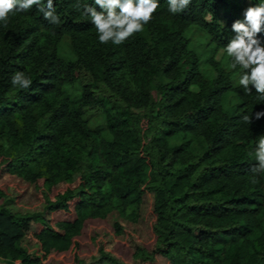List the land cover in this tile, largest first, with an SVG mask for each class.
Listing matches in <instances>:
<instances>
[{
  "label": "trees",
  "instance_id": "1",
  "mask_svg": "<svg viewBox=\"0 0 264 264\" xmlns=\"http://www.w3.org/2000/svg\"><path fill=\"white\" fill-rule=\"evenodd\" d=\"M80 3L102 11L95 0ZM75 4L54 0L58 24L36 6L10 12L7 26L0 21V137L25 143L0 145V174L31 184L43 178L35 211L13 208L0 183V257L10 264H153L158 257L264 264V176L251 182L264 117L242 119L264 110V100L234 84L230 72L239 78V68L214 59L212 75L197 62L185 75L177 71L187 31L196 26L225 48L232 24L243 20L242 1L191 0L172 14L158 0L143 31L120 45L101 44ZM18 71L31 79L28 89L13 86ZM229 145L233 153L222 154ZM74 171L75 184L52 196L51 181ZM145 196L150 218L140 232ZM113 209L117 216L106 221Z\"/></svg>",
  "mask_w": 264,
  "mask_h": 264
},
{
  "label": "clouds",
  "instance_id": "2",
  "mask_svg": "<svg viewBox=\"0 0 264 264\" xmlns=\"http://www.w3.org/2000/svg\"><path fill=\"white\" fill-rule=\"evenodd\" d=\"M168 11L172 14L183 12L191 4V0H167ZM102 11L96 7L81 4L76 0L75 7L81 15L90 18L95 26L101 44L111 41L120 45L134 33L142 32L153 13L158 9V0H95ZM36 6L44 14V18L52 24L59 23L55 13L54 0H0V21L7 26L10 12H27ZM234 36L224 48L231 58L230 68L240 69L239 85L246 94H251L253 88L258 99L264 100V41L260 33L264 31V0L255 6L244 10L243 20L237 19L231 26ZM13 86L28 89L32 81L23 72L12 76ZM264 117V110L257 111L251 116L242 117L245 123H252L253 118ZM256 165L252 168L255 174L251 182L258 183V177L264 176V136L258 140L255 149Z\"/></svg>",
  "mask_w": 264,
  "mask_h": 264
},
{
  "label": "rangeland",
  "instance_id": "3",
  "mask_svg": "<svg viewBox=\"0 0 264 264\" xmlns=\"http://www.w3.org/2000/svg\"><path fill=\"white\" fill-rule=\"evenodd\" d=\"M242 5L244 9L240 12V16L243 19L244 10L246 7H248L251 4L257 5L259 4V0H241ZM205 18L207 20H211V15L209 13H205ZM218 21L219 23H224V18L222 17V7L218 8ZM187 43L184 46L182 53L179 57L177 71L181 75H185L187 71L191 68L192 62H197L198 67L201 71V73L205 75H212L213 70L212 67L214 65L210 62L211 59H214L215 61H219L220 63L227 66V68H230V65L228 63V55L224 51V48L219 47L215 48L211 42H207V36L206 34L200 30L196 26H192L186 34ZM64 52L63 50H61ZM226 69V70H228ZM229 71V70H228ZM226 73V72H225ZM230 77L233 79L234 84H237L239 81V78L237 77V73L234 71L230 72ZM190 91L195 92L198 90V86L195 83L190 84ZM70 90V87L68 88ZM79 90V88H76ZM152 95L155 97V92L152 93ZM229 100L231 102L235 101L233 96L229 97ZM95 121L99 124H103L105 122V118L103 115L97 116L95 118ZM18 139V138H17ZM0 145L3 146V149H7L8 145H11L13 147H17L19 150L20 148L25 147V143L22 141V139H18L17 142L10 143L8 139H6L4 136L0 137ZM233 153L232 146H226V148L223 149L224 155H229ZM2 163H0L1 165ZM3 167V164L1 165ZM1 169V168H0ZM70 179L66 180L63 177V174L57 175L52 181H51V189L50 194L53 196L57 191H61L66 186L73 185L76 182V171L69 174ZM43 178H40L37 180L36 184H31L28 182H25L23 179H21L19 176H17L15 173L9 172V171H1L0 174V183H4L6 185L8 196H10L9 204L13 208H17L19 210H29V211H35L39 210L43 206V199L41 196V186L43 183ZM147 197H144V201L142 203V212H141V225L138 226V230L140 232H143L147 226L145 219H149V211L146 207ZM117 216L116 210L113 209L108 213L107 220H110ZM140 221V222H141ZM96 224H99L102 226V228H109V225L105 223L104 221H95ZM261 223L264 225V220H261ZM256 227V226H255ZM261 228V227H257ZM90 229V228H89ZM89 229L87 231H89ZM260 231L257 230L256 233H259ZM115 250L118 252L123 251V246L120 241H118L115 246ZM232 248L230 249V253H232ZM229 262V261H228ZM0 264H10V262L0 257ZM63 264V263H62ZM153 264H166V260L163 257H158L157 261Z\"/></svg>",
  "mask_w": 264,
  "mask_h": 264
}]
</instances>
